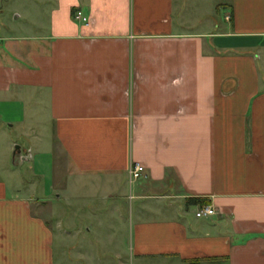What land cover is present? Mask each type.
Listing matches in <instances>:
<instances>
[{
  "label": "crops",
  "instance_id": "crops-1",
  "mask_svg": "<svg viewBox=\"0 0 264 264\" xmlns=\"http://www.w3.org/2000/svg\"><path fill=\"white\" fill-rule=\"evenodd\" d=\"M49 2L45 23L0 10V264H77L67 240L113 232L124 186L133 264H264V0L217 3L225 25L180 0Z\"/></svg>",
  "mask_w": 264,
  "mask_h": 264
},
{
  "label": "rangeland",
  "instance_id": "rangeland-1",
  "mask_svg": "<svg viewBox=\"0 0 264 264\" xmlns=\"http://www.w3.org/2000/svg\"><path fill=\"white\" fill-rule=\"evenodd\" d=\"M11 0H3L0 3V10H3L4 17L12 22L17 12H26L29 18L36 17L42 22H46L48 15L50 0H17V12L12 10L10 5ZM41 1V2H40ZM185 5L189 14L194 18H205L206 15H215L214 17L219 23L225 25L224 14L226 12L219 6L215 14V6L217 3H221L223 0H180ZM1 18V17H0ZM23 145V141L18 142ZM9 169H12L11 167ZM19 170V169H18ZM8 183L12 186V180L9 179ZM154 192H150L148 195H153ZM129 194L128 186H124L121 189V199L118 201L119 213L115 214L111 221L114 226L113 232H78L74 238L68 239V242H73L76 246L77 252L74 250H65L66 259L73 262L76 255L77 264H133V259L130 256V228L134 219L131 216V206L135 203L129 201L127 196ZM130 211V212H129ZM192 211V209H190ZM82 223V227L85 230L90 228L93 223L97 222L86 220L82 218L79 220ZM91 225V226H90ZM90 226V227H89ZM57 235V234H56ZM60 248L55 242L54 244V258H57L60 253ZM72 258V259H71Z\"/></svg>",
  "mask_w": 264,
  "mask_h": 264
},
{
  "label": "built area",
  "instance_id": "built-area-1",
  "mask_svg": "<svg viewBox=\"0 0 264 264\" xmlns=\"http://www.w3.org/2000/svg\"><path fill=\"white\" fill-rule=\"evenodd\" d=\"M73 18L74 20H76L77 22H80L83 25H87L89 23L88 17L84 16V14L81 11H76L73 15ZM30 157H31L30 153L28 152L25 155V158L26 160H29ZM143 170H144V166L142 164L133 163V165L129 168V171H128L129 183L131 184L137 181L141 177ZM215 214L216 212L212 206L204 205V206H200L199 208H197L195 212V217L196 218H207V217L214 216Z\"/></svg>",
  "mask_w": 264,
  "mask_h": 264
},
{
  "label": "trees",
  "instance_id": "trees-1",
  "mask_svg": "<svg viewBox=\"0 0 264 264\" xmlns=\"http://www.w3.org/2000/svg\"><path fill=\"white\" fill-rule=\"evenodd\" d=\"M187 204L189 205H199V206H204L207 205V201L202 198H193V199H188ZM195 262H191V264H194Z\"/></svg>",
  "mask_w": 264,
  "mask_h": 264
},
{
  "label": "water",
  "instance_id": "water-1",
  "mask_svg": "<svg viewBox=\"0 0 264 264\" xmlns=\"http://www.w3.org/2000/svg\"><path fill=\"white\" fill-rule=\"evenodd\" d=\"M20 155H21L20 148H19V146H16L13 156L15 157V159H17V161H18V159H20L21 161H26V159L21 158Z\"/></svg>",
  "mask_w": 264,
  "mask_h": 264
}]
</instances>
